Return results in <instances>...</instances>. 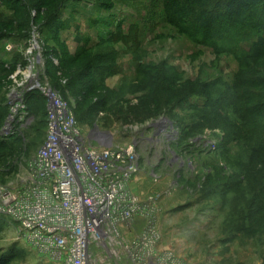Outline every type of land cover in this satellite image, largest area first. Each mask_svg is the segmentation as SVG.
Returning a JSON list of instances; mask_svg holds the SVG:
<instances>
[{
	"label": "rangeland",
	"instance_id": "1",
	"mask_svg": "<svg viewBox=\"0 0 264 264\" xmlns=\"http://www.w3.org/2000/svg\"><path fill=\"white\" fill-rule=\"evenodd\" d=\"M16 10L0 1V64L13 70L4 90L9 114L0 126L3 140L12 137L3 133L12 93L23 92L25 101L33 86L71 84L69 101L75 108L82 90L75 78L88 72L89 62L98 64L97 69L106 67V75L96 82L102 89L94 103L104 97L105 105L98 111L95 126L113 133L120 145L137 138L145 160L138 195L144 201L158 198L160 248L172 253L178 264H264V200H256V193L264 190V155L259 159L261 166L252 170L250 190L242 195L237 185L231 188L234 172L225 159L244 162L251 153L237 142L227 153L220 148L232 124L226 120L229 117L204 121L201 135L188 147L175 146L183 129L200 124L206 116L209 94L218 98L222 91L239 87L242 80L258 78L259 70L264 82V59H244L252 47L250 40H238L235 47L229 42L211 45L193 39L168 24L163 0H112L110 5L68 0L54 27H41V23L29 31L21 27L23 19ZM36 15L37 11H31L32 17ZM122 37L125 40L115 42ZM257 88L255 92L264 96V85ZM149 100L156 103L149 106ZM22 113L28 114L27 109ZM161 118L173 121L177 135L169 133L166 124L153 129L154 121ZM26 120L16 132L26 136L24 159L29 161L43 145L47 126L42 117ZM83 127L93 130L90 124ZM208 179L210 191L204 193L201 187ZM0 262L57 264L33 248L17 224L8 220L0 228Z\"/></svg>",
	"mask_w": 264,
	"mask_h": 264
},
{
	"label": "built area",
	"instance_id": "2",
	"mask_svg": "<svg viewBox=\"0 0 264 264\" xmlns=\"http://www.w3.org/2000/svg\"><path fill=\"white\" fill-rule=\"evenodd\" d=\"M35 89L47 99L46 139L0 183V220L16 223L33 248L57 264H178L160 248L158 198L144 201L136 192L145 161L137 138L120 145L99 126L86 131L59 92L40 85L28 92ZM22 93L10 97L8 136L28 123ZM154 122L153 129L166 124L177 135L168 119Z\"/></svg>",
	"mask_w": 264,
	"mask_h": 264
},
{
	"label": "trees",
	"instance_id": "3",
	"mask_svg": "<svg viewBox=\"0 0 264 264\" xmlns=\"http://www.w3.org/2000/svg\"><path fill=\"white\" fill-rule=\"evenodd\" d=\"M0 1L6 2L9 6L11 4L17 9V16L21 15L23 19L21 27L27 31L32 26H39L41 23L44 25L41 27H54L59 11L68 2V0ZM98 1L102 5H110L112 0ZM163 3L168 24L185 34H189L193 39L211 45L229 42L235 47L238 40H250L252 47L245 56V61H260L264 59V0H163ZM33 10L37 11L38 15L36 17L31 16V11ZM255 36H258L256 42L253 41ZM121 40L125 39L122 37L118 40L117 38L115 42ZM86 66L88 72L81 77L77 76L75 78L76 85L82 88L79 94L80 100L77 101L75 108L69 101L71 84L68 87L67 83V86H61L59 82H56L55 86L52 87L60 93L65 101L70 103L79 124L81 126L90 124L93 129L98 122V111L104 110L103 106L105 105L104 97L98 104L95 105L94 103L97 98V92L102 89V87L99 88L97 86L96 82L106 75L108 69L106 67L97 69L98 64H93L92 62H89ZM12 71V69H5L0 64V126L9 114V110L4 105V90L8 86L6 85L8 83V74ZM258 72V78L242 80L239 87L237 85L234 89L228 88V90L222 91L218 98H213V94H209L211 91H208L207 94H209L211 103L207 107L206 116L204 115L205 117L200 124L189 129H183L178 141L175 143V146L187 144L186 146L188 147V142L196 140L195 138L201 135L204 121L214 123L216 117H229L226 120L229 122L232 120V124L230 128L226 129V139L220 148L227 153L229 146L237 142L241 143L243 148L251 153L247 161L238 163L233 160L227 161L226 157H224L226 153L223 154L229 168L234 172L232 183H230L231 188L234 189L237 185L242 195L246 194L247 190H250L248 183L251 180L252 170L260 164L262 159H259L264 155V100L257 99V97L264 96L254 90L257 87L261 89L264 85L263 78L259 76L263 75V70ZM89 75H92L93 78L88 79ZM46 102L45 96L39 91H31L25 98L28 115L35 119L38 117L44 118V125L47 117ZM148 103L149 106H152L156 101L149 100ZM230 113L231 117L229 116ZM168 120L172 121L170 118ZM227 121H225L226 126H228ZM146 123L147 121L144 123L129 122L128 125H145ZM25 143L26 136L18 133H15L10 140H3L0 136V183L6 184L7 178H11L18 171L21 159L28 154V148L26 147L25 149L24 147ZM209 181L211 179L205 181L201 187L204 193L210 191ZM263 193V188L256 193L258 202L261 198L264 200ZM4 227H6V219H1L0 228L4 229ZM0 264L4 263L0 262Z\"/></svg>",
	"mask_w": 264,
	"mask_h": 264
},
{
	"label": "crops",
	"instance_id": "4",
	"mask_svg": "<svg viewBox=\"0 0 264 264\" xmlns=\"http://www.w3.org/2000/svg\"><path fill=\"white\" fill-rule=\"evenodd\" d=\"M143 162H145V161H143ZM148 164H149V163H148ZM142 166H143V164H142ZM148 166L152 167L150 164H149ZM150 167H148V168H150ZM141 168H142V167H141ZM144 168H147V167H144ZM141 173H145V172H144V169H143V172H142V169H141ZM153 177L155 178V177H157V175H154ZM140 179L142 180L140 184H142L143 181H144V177H143L141 174H140ZM140 186H141V185H140ZM139 188H140L139 185L136 186V192H137V193L140 192V191H139Z\"/></svg>",
	"mask_w": 264,
	"mask_h": 264
}]
</instances>
